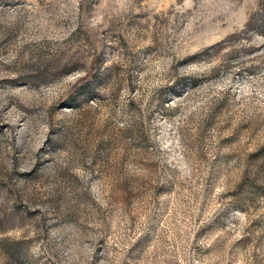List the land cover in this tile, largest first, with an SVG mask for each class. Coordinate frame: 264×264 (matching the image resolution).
I'll return each instance as SVG.
<instances>
[{"label":"rangeland","instance_id":"rangeland-1","mask_svg":"<svg viewBox=\"0 0 264 264\" xmlns=\"http://www.w3.org/2000/svg\"><path fill=\"white\" fill-rule=\"evenodd\" d=\"M0 264H264V0H0Z\"/></svg>","mask_w":264,"mask_h":264}]
</instances>
